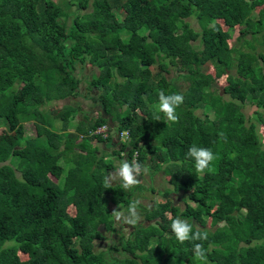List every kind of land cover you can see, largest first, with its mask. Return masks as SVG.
<instances>
[{"label":"trees","instance_id":"1","mask_svg":"<svg viewBox=\"0 0 264 264\" xmlns=\"http://www.w3.org/2000/svg\"><path fill=\"white\" fill-rule=\"evenodd\" d=\"M206 64L213 74L201 71ZM89 68L97 74L78 77ZM81 82L96 92L94 118L80 113ZM159 89L184 96L179 122L158 111ZM65 100L56 114L43 111ZM0 101V128L13 135L0 139V264H199L170 218L158 228L167 212L207 231L209 264H264V129L242 112L249 102L264 124V0H0ZM28 117L35 139L24 137ZM103 126L105 137L94 134ZM119 133L126 139L112 154L141 164L160 156L170 189L143 211L146 225L109 247L122 256L107 263L93 249L114 232L104 209L127 211L141 188H106L113 166L90 140L109 145ZM194 143L218 155L211 172H196L187 155ZM209 219L221 225L208 229Z\"/></svg>","mask_w":264,"mask_h":264},{"label":"rangeland","instance_id":"2","mask_svg":"<svg viewBox=\"0 0 264 264\" xmlns=\"http://www.w3.org/2000/svg\"><path fill=\"white\" fill-rule=\"evenodd\" d=\"M54 1H58V0H54ZM257 12V8H255L254 10H252V14L253 16L256 14ZM221 26L222 31L226 30L227 28L224 27L221 22H218ZM190 26L194 29V30H198V26L196 24V22L194 20L190 21ZM229 36L227 39V43L229 44V46H234L236 41V37H237V27L232 30H229ZM257 49H259V47L257 46ZM201 71L203 73H210L213 74L212 68L209 66V64H206L205 66H202ZM96 73L97 74V70L93 69V68H89V69H83L81 71V75L78 77H87L89 78L90 73ZM169 79L174 81L175 84L184 87V84L181 83L180 79L177 77L176 73H170L169 74ZM182 80V79H181ZM225 82H224V78L221 77L217 80L213 81V86L218 89H220L222 86H224ZM86 85L85 83H80L79 86V90L80 92L84 95L87 96V99L85 98H81L80 96L77 97V101H79V110L81 115L82 114H87L89 117H96V111H100V107L98 106V103L96 102V100H94L93 103H91V101L88 99V97H95L96 92L94 90L91 91H87L86 90ZM209 91V90H208ZM208 91L203 90V96L204 99L206 100L208 98ZM1 104H3V101H0ZM69 103L68 101H58V102H54V103H49L48 105H46L44 107L45 113L47 115H54L56 114L60 109L62 105H65ZM254 106H252V104H250L249 102H246L245 105L242 108V112L245 116V118L247 119V121L249 119H252L253 122L256 123V125L258 126L259 130L262 131L264 129V124H259L258 122H256L254 120L255 117L251 118V114L254 113ZM101 112V111H100ZM92 118H88L87 121H92ZM81 119V116L79 114H77L75 116V120L78 121ZM23 131H24V137L25 138H29V139H35V131H34V126H33V119L32 117H28L25 118L23 120L20 121ZM54 126H58V123H56ZM6 127L5 125H3L0 128V139H5L6 141H11L13 139V135L6 132ZM69 131H72V129L70 128ZM120 133L117 134V136H114L116 139L114 141L117 140L118 143H114L111 142V147H102V143L99 144H94V142L92 140H90L91 145H94V148H98L99 150L96 151L97 155H103V160L104 163H110L113 166V169L108 171V172H113L115 171L120 163L124 160H126L125 157V152L121 151L120 153V157L112 154L113 150H118L120 147V141H124L125 138L123 137V139L119 138ZM110 145V144H109ZM102 151V152H100ZM112 154V155H111ZM162 161L160 156L154 157L153 162H148V160L146 161V164L149 165V171L147 174H142L139 177V184L137 186H139L141 189L137 190V191H133L131 193V199L132 200H140L141 204L139 207V213L141 216V220L140 222H138L136 225H146L147 222L144 220L143 218V211L146 209L151 208L155 203H159V202H163L164 199L162 197V190L167 188L170 189V186L168 184H166L165 180L167 179V172L164 170V167L161 165ZM58 165L60 167H64V163L62 159L58 160ZM107 172V173H108ZM53 180V179H51ZM112 185H121V182L119 180H116L115 182L112 183ZM153 189L154 191L150 190ZM130 191V190H129ZM169 199H171L174 203V205H177L179 207V209L183 208V204L180 200V198H178V196L176 195H170ZM118 210L122 211V212H127L125 209H123L122 207H117ZM112 210H113V206L111 204H108L105 209H104V213L106 215H111V219L114 221L113 223V227H114V232H102L104 238L102 240H95L93 241V249L95 252L97 251H102L104 252V255L106 256V262L110 263V260L112 258H120L122 256V254L120 253H110L108 251L109 247L111 246H117V248H119L121 241L126 240L129 235L131 234L132 230H133V226L131 225H126L123 223V221L117 222L113 215H112ZM66 211L68 214L72 215L74 210L73 207L69 204L68 207L66 208ZM169 219V213H165L164 215V220L163 221H158V228L162 231L165 232V230H167V220ZM151 223V222H150ZM149 224V223H148ZM135 225V226H136ZM220 223H216L214 220L209 219L207 222V228L208 229H213L215 227L220 226ZM165 235V234H164ZM191 259L188 258L187 260H185L184 262H180V264H185L190 262Z\"/></svg>","mask_w":264,"mask_h":264},{"label":"clouds","instance_id":"3","mask_svg":"<svg viewBox=\"0 0 264 264\" xmlns=\"http://www.w3.org/2000/svg\"><path fill=\"white\" fill-rule=\"evenodd\" d=\"M158 96V111L162 112L165 118L172 122H179V114L177 109L183 104L184 96L181 93L166 94L164 89H159ZM159 121L160 117H156ZM225 141L227 137L224 133L219 134ZM187 155L194 161L195 170L197 173L204 174L206 171L211 172L215 161L219 159L218 155L211 148H206L193 144L190 146ZM149 171L148 164H141L139 161L129 162L124 160L119 167L108 172L104 177V186L110 188L116 180L121 182V187L125 190H130L139 184V177L142 174H147ZM141 201L133 200L127 208V212H122L116 208L112 210V215L117 222L123 221L126 225L135 226L141 220L139 213ZM171 220L170 230L174 234L176 240L183 244L185 242L192 243L193 254L199 264H209L207 250L203 242L208 239L207 231L196 228L193 230V225L185 218L177 216L169 217Z\"/></svg>","mask_w":264,"mask_h":264},{"label":"built area","instance_id":"4","mask_svg":"<svg viewBox=\"0 0 264 264\" xmlns=\"http://www.w3.org/2000/svg\"><path fill=\"white\" fill-rule=\"evenodd\" d=\"M106 131H107V130H106V127L103 126V127H100V128H98V129H96L95 132H94V134H103L102 136L105 137L104 133H105ZM123 137L126 139V133H122V134H120L119 138H120V139H121V138L123 139ZM118 142H119V141H118ZM120 142H123V141H120Z\"/></svg>","mask_w":264,"mask_h":264},{"label":"crops","instance_id":"5","mask_svg":"<svg viewBox=\"0 0 264 264\" xmlns=\"http://www.w3.org/2000/svg\"><path fill=\"white\" fill-rule=\"evenodd\" d=\"M115 139H116V138H115ZM115 139H114V140H115ZM113 142H114V143H115V142L118 143L117 140H116V141H113ZM90 144H91V143H90ZM94 144H95V143H94ZM109 144H110V145L105 144V143L103 142L101 146L104 147V148H105L106 146H107V147H111V142H109ZM92 146L94 147V145H92ZM95 149H96V150H99V149L96 148V147H95ZM97 152H98V151H97ZM100 152H102V151H100Z\"/></svg>","mask_w":264,"mask_h":264}]
</instances>
